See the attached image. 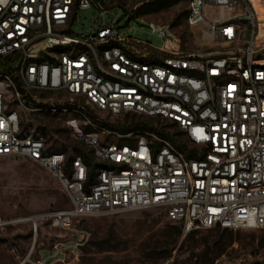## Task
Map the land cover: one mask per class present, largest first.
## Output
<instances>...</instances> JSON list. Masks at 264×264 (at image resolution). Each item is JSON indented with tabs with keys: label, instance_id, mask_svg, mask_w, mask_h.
Masks as SVG:
<instances>
[{
	"label": "built area",
	"instance_id": "1",
	"mask_svg": "<svg viewBox=\"0 0 264 264\" xmlns=\"http://www.w3.org/2000/svg\"><path fill=\"white\" fill-rule=\"evenodd\" d=\"M142 4L120 5L113 14L115 0H0V60L12 63V72L0 71V158L23 157L45 168L70 203L0 215V230L28 224L36 236L48 223L68 232L82 218L150 208L164 210L184 233L264 230L258 10L250 0H189L185 24L208 47L196 54L181 50L170 24L149 22L160 47L131 35L122 11ZM91 8L96 24L78 29V12ZM209 8L217 13L210 16ZM30 113L63 116L95 165L54 149L45 131L26 121ZM103 115L160 118L169 126L122 131ZM88 239L89 232L78 231L52 251L76 254ZM21 264L47 262L29 254Z\"/></svg>",
	"mask_w": 264,
	"mask_h": 264
},
{
	"label": "rangeland",
	"instance_id": "2",
	"mask_svg": "<svg viewBox=\"0 0 264 264\" xmlns=\"http://www.w3.org/2000/svg\"><path fill=\"white\" fill-rule=\"evenodd\" d=\"M148 1L152 0H115L119 5L111 11L117 14L122 9L120 5L130 9ZM250 2L256 9H264V0L261 5ZM187 7L188 0H181L156 13L123 10L122 14L130 18L127 27L138 39L160 47L163 40L149 33V22L170 24L181 40L183 52L203 54L208 47L201 44L198 29L195 37L185 24ZM216 13V9H208L210 16ZM97 14L96 8L80 10L76 27L91 28L96 24ZM122 22L125 24L127 18ZM260 33L264 37V29ZM10 90L8 87L9 93ZM102 118L120 130L137 120L161 130L169 126L156 118L104 115ZM25 119L32 128L45 129L50 145L68 157L75 154L92 157L90 150L74 137L63 116L30 113ZM69 204L59 181L45 168L23 157L0 158L1 216L40 213L66 208ZM78 231L89 232L88 241L76 254L66 251L60 264H264V230H238L229 234L215 229H194L184 233L182 225L170 221L161 208L82 218L76 221L75 230L68 232L43 223L36 236L28 224L8 227L0 230V264H21L29 254L31 258L41 257L47 264H55L53 261L62 257L52 251L55 243L74 239ZM99 244L107 249L98 250Z\"/></svg>",
	"mask_w": 264,
	"mask_h": 264
},
{
	"label": "trees",
	"instance_id": "3",
	"mask_svg": "<svg viewBox=\"0 0 264 264\" xmlns=\"http://www.w3.org/2000/svg\"><path fill=\"white\" fill-rule=\"evenodd\" d=\"M179 1H181V0H152V1L144 2L138 10L143 12V13H156V12H159L161 10H164L166 8L171 7L172 5L178 3ZM188 3H189V0H188ZM121 6H123V5H121ZM186 14H187V10L184 13V20H185ZM0 71L12 72V63H11V60L9 58L0 60ZM134 118H136V117H134ZM158 120L160 121V118H158ZM147 124L148 123H145V122L143 123L142 121L137 120L135 122L129 123L128 125L122 126L121 130L126 131L128 129H136L139 127V125H141V127H143V128H148ZM42 130L45 131V129H42ZM179 147H183V146L181 144H179ZM84 158L89 163L95 164V163H93L92 157L84 156ZM212 229H215L216 231L221 232V233H229V234L234 233L233 232L234 230L222 228L220 226H217V227L212 228ZM97 249L98 250H106L107 246H104V244H99V245H97Z\"/></svg>",
	"mask_w": 264,
	"mask_h": 264
},
{
	"label": "bare ground",
	"instance_id": "4",
	"mask_svg": "<svg viewBox=\"0 0 264 264\" xmlns=\"http://www.w3.org/2000/svg\"><path fill=\"white\" fill-rule=\"evenodd\" d=\"M253 1L256 3V5H261V0H253ZM257 10L259 12V20L261 23V27L262 29H264V9L261 7V8H258ZM260 35L262 36V33Z\"/></svg>",
	"mask_w": 264,
	"mask_h": 264
},
{
	"label": "crops",
	"instance_id": "5",
	"mask_svg": "<svg viewBox=\"0 0 264 264\" xmlns=\"http://www.w3.org/2000/svg\"><path fill=\"white\" fill-rule=\"evenodd\" d=\"M64 258H65V256L62 255V257H60L59 259H56V260H58V264H60V260H61V259H64Z\"/></svg>",
	"mask_w": 264,
	"mask_h": 264
}]
</instances>
